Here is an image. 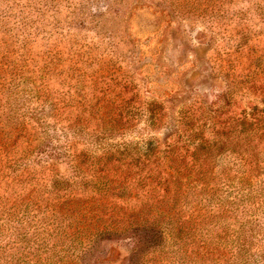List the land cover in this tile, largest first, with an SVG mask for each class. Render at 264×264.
<instances>
[{"label":"rangeland","instance_id":"1","mask_svg":"<svg viewBox=\"0 0 264 264\" xmlns=\"http://www.w3.org/2000/svg\"><path fill=\"white\" fill-rule=\"evenodd\" d=\"M253 113L264 116V0H0L8 259L142 264L141 221L200 223L239 189L260 192L264 140L244 163L234 149ZM218 138L230 144L201 152L200 168L195 149ZM259 214L247 232L264 248ZM139 236V254L171 251Z\"/></svg>","mask_w":264,"mask_h":264},{"label":"trees","instance_id":"2","mask_svg":"<svg viewBox=\"0 0 264 264\" xmlns=\"http://www.w3.org/2000/svg\"><path fill=\"white\" fill-rule=\"evenodd\" d=\"M248 118L249 125L244 123L247 118H243L237 125L240 131L236 130L234 134L238 137L234 141V149H239L241 156H243L240 159V163L245 162L244 156L250 149V147L249 149L245 148V145L257 144L256 141L261 144L262 140H264V116H257L256 113H253ZM228 144L230 142L227 143L225 138H218L211 146L208 145L206 149L203 145L196 148L192 157L194 159L200 156L201 152L211 156V150H220ZM204 145L206 144L204 143ZM258 147L257 145L254 146L253 160H260V157L264 155V147L262 148L263 150ZM242 148L244 149L242 150ZM194 161L201 168L204 162L209 161V158H203L201 162L199 159H194ZM195 174L185 175L184 173H179L177 176L180 179L190 180ZM256 179L261 184L260 192L257 191L258 194L252 188L247 190H244L245 187L244 189H239L237 194H230L225 199V203L218 208L217 212L212 213V216L200 223L180 226L181 224L174 222V220L159 221L148 219L141 221L137 224L138 227L133 230L137 239L134 256L136 254L137 256L141 255L144 261L142 264H264L263 244L256 236L254 237L257 240L253 241L255 238L247 232L248 230L253 231L260 225L258 223L251 226L264 208V178L259 175ZM249 183L250 181L248 180ZM240 188H243V184H241ZM230 196H234V198ZM163 213L159 211L158 215ZM4 233L5 230L2 227L0 229V264H33L31 262H23L20 259H8V255L17 256L10 252L12 246L2 239ZM139 233L148 234L154 242L159 238H164L167 241V247L171 251L165 254L160 247L156 246L151 252L149 250L139 254V249L141 248L139 246V243H141ZM196 236H199V238L197 239ZM253 246L258 248L255 249Z\"/></svg>","mask_w":264,"mask_h":264}]
</instances>
